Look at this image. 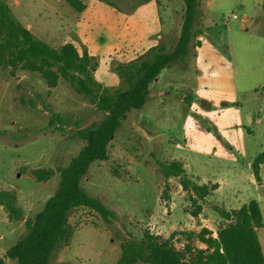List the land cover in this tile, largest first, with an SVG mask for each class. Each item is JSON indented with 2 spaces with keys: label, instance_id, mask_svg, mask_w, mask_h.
<instances>
[{
  "label": "rangeland",
  "instance_id": "obj_1",
  "mask_svg": "<svg viewBox=\"0 0 264 264\" xmlns=\"http://www.w3.org/2000/svg\"><path fill=\"white\" fill-rule=\"evenodd\" d=\"M80 1L82 13L66 0H6L38 40L88 52L93 78L112 92L127 87L119 66L153 48L171 52L178 42L183 0ZM199 10L200 32L189 55L162 71L144 107L128 114L111 141L109 160L94 162L81 182L115 218L109 223L89 208L75 209L73 235L50 264H117L121 244L145 231L164 240L174 235L181 251L205 249L185 234L208 229L216 237L226 224L217 208L257 200L264 209V164L260 181L252 169L264 151V0H200ZM52 113L69 120L64 130L48 126ZM105 115L64 79L49 88L38 73L0 66V191L14 192L24 213L10 221L0 212L5 264H17L7 250L25 236V221L43 210L61 170L84 147L77 130ZM157 161L178 162L192 181L218 189L198 200V211L191 192L178 178L166 179ZM38 168L53 176L37 181L31 171ZM258 236L264 254V227Z\"/></svg>",
  "mask_w": 264,
  "mask_h": 264
},
{
  "label": "trees",
  "instance_id": "obj_2",
  "mask_svg": "<svg viewBox=\"0 0 264 264\" xmlns=\"http://www.w3.org/2000/svg\"><path fill=\"white\" fill-rule=\"evenodd\" d=\"M77 12L82 13L85 5L80 0H66ZM185 12L178 42L171 52L162 47L153 48L137 61L117 68L126 83L125 90L110 91L92 76L94 58L88 52L81 53L74 44L54 48L41 40L22 24L17 22L6 0H0V66L20 67L24 71L40 74L49 88H56L60 79L71 87L97 110L106 115L101 123L78 129L77 136L85 144L70 164L61 170V180L55 194L45 203L41 212L25 221L26 234L5 257L17 264H50L53 253L73 235L69 224L70 214L78 208H89L111 222L115 213L108 210L98 199L90 196L81 182L94 162L109 160V146L117 131L133 110H140L148 101L151 85L166 68L190 53L201 24L200 0H183ZM197 47H201L198 43ZM15 75H13L14 77ZM69 123L59 114H51L49 127L64 130ZM78 124V123H77ZM166 179L180 180L185 191H190L198 211V200H204L217 187L199 185L192 181L178 162L157 161ZM264 151L255 159L252 169L257 181L261 180ZM37 181L43 182L53 176L50 169L38 168L31 171ZM0 207H3L10 221L23 220L24 213L18 206V197L11 191H0ZM226 224L212 231L185 234L197 239L205 249L193 250L186 246L179 250L172 235L161 239L145 231L141 238H130L120 246L121 256L117 264H264V254L258 230L264 227V209L257 200H251L239 209H216ZM198 212H194L198 216ZM0 264H5L0 259Z\"/></svg>",
  "mask_w": 264,
  "mask_h": 264
},
{
  "label": "crops",
  "instance_id": "obj_3",
  "mask_svg": "<svg viewBox=\"0 0 264 264\" xmlns=\"http://www.w3.org/2000/svg\"><path fill=\"white\" fill-rule=\"evenodd\" d=\"M244 19L247 20L248 18H247V17H244ZM217 189H218V187H217ZM217 189H216V190H217ZM213 192H214V191H213ZM213 192H212V193H213ZM3 210H4L3 207H0V212H3ZM258 232H259V230H258Z\"/></svg>",
  "mask_w": 264,
  "mask_h": 264
},
{
  "label": "built area",
  "instance_id": "obj_4",
  "mask_svg": "<svg viewBox=\"0 0 264 264\" xmlns=\"http://www.w3.org/2000/svg\"><path fill=\"white\" fill-rule=\"evenodd\" d=\"M234 17H236V16H234Z\"/></svg>",
  "mask_w": 264,
  "mask_h": 264
}]
</instances>
